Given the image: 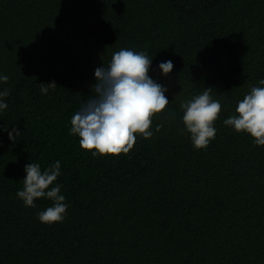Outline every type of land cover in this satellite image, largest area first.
Instances as JSON below:
<instances>
[{"label":"trees","instance_id":"16d2710c","mask_svg":"<svg viewBox=\"0 0 264 264\" xmlns=\"http://www.w3.org/2000/svg\"><path fill=\"white\" fill-rule=\"evenodd\" d=\"M122 47L152 58L170 104L128 154L93 156L71 117ZM0 73V264H264V146L223 124L264 78V0H0ZM204 88L221 111L198 150L181 103ZM56 160L69 207L49 225L52 201L16 192L26 163Z\"/></svg>","mask_w":264,"mask_h":264},{"label":"clouds","instance_id":"9594fccd","mask_svg":"<svg viewBox=\"0 0 264 264\" xmlns=\"http://www.w3.org/2000/svg\"><path fill=\"white\" fill-rule=\"evenodd\" d=\"M152 58L145 51L132 48H120L113 52L111 60L94 69L95 83L90 86L93 93L82 102L71 117L69 132L79 137V145L91 150L93 156L128 154L136 142V133L144 138L153 135L152 116L160 113L169 105L165 93L167 87L149 75ZM158 68L164 75L173 70L171 59L159 62ZM8 76L0 73V82H6ZM260 86H252L238 100L235 112L223 120V124L233 130L246 133L253 143L264 146V78L258 81ZM47 85V86H45ZM55 88L54 82L40 84L41 93ZM211 88L181 103V120L184 131L195 149L206 148L215 138L217 129L214 121L221 111V101L213 98ZM9 89L0 90V112L7 109L3 99L9 95ZM161 125L156 124L154 131ZM9 139L17 133L15 127H4ZM26 173L22 189L16 192L17 198L28 207H35V200L47 198L52 204L37 213L44 224L62 222L69 205L61 192L62 185L57 182L60 176V161L56 160L45 169L38 162L24 165Z\"/></svg>","mask_w":264,"mask_h":264}]
</instances>
